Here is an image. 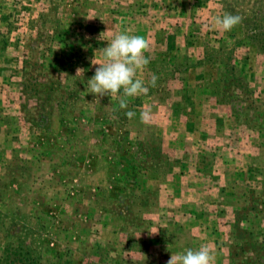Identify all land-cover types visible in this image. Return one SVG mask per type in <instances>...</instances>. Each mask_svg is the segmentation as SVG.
<instances>
[{"label":"rangeland","instance_id":"obj_1","mask_svg":"<svg viewBox=\"0 0 264 264\" xmlns=\"http://www.w3.org/2000/svg\"><path fill=\"white\" fill-rule=\"evenodd\" d=\"M259 5V0H0V253L6 223L12 242L17 235L23 245L33 241L42 264H167L172 254L201 245L211 246L215 264H229L234 213L221 188H237L240 199L244 189L261 187L252 157L264 144V119H255L260 125L253 129L239 123L242 114L236 123L234 115L246 100L234 95L243 96L244 88L237 91L222 81L224 90L213 95L209 83L221 67L201 59L207 50H219L252 95L264 100V53L244 29V13L250 25ZM225 13L240 15L242 22L221 30L213 20ZM120 32L149 40L150 63L138 77L146 84L157 78L146 95L127 98L126 109H120L119 96L87 90L98 67L92 60H102L100 49ZM58 84L69 90L76 84L81 90L71 99L76 104L52 96L49 88ZM57 100L66 105L60 111ZM127 111L136 115L128 119ZM141 112L149 113L147 122ZM58 118L65 120L62 125ZM75 120L82 125L76 129L81 144L74 143L68 126ZM126 129L119 148L101 155L92 147ZM150 137H158L162 154L173 163L164 175L145 162L141 142L152 146ZM66 147L76 150L75 160L60 150ZM126 158L144 166L131 175ZM114 162L131 186L156 192V207L142 214L150 223L133 233L134 243L110 210V189L117 182L107 175ZM111 209L126 212L121 204ZM38 216L50 221L48 230L25 238L24 227L36 229ZM259 257L254 264H264V251Z\"/></svg>","mask_w":264,"mask_h":264},{"label":"trees","instance_id":"obj_2","mask_svg":"<svg viewBox=\"0 0 264 264\" xmlns=\"http://www.w3.org/2000/svg\"><path fill=\"white\" fill-rule=\"evenodd\" d=\"M259 3V7H257L253 11L254 20L248 21L251 22L250 25L246 24V20L249 19V15L247 13H244V29L248 39L254 45L256 51L264 53V6L261 5L263 3V0H259ZM261 27L262 30L259 29ZM218 52L219 50L214 48H212L211 50H207L205 52L204 58L201 59V63H207L209 65L213 63L221 67L216 75L217 80L209 83L212 89V94L216 95L222 93V90H224L221 86L222 81L226 82L228 86H235L237 91L238 89L244 88L242 91L244 92L243 96L241 95V93L236 92V95L234 96H237L238 100L239 98L241 100H246V106L245 108H243V111H241L240 114L237 113L234 115V117L236 123H238L242 114L244 118H242L239 123L245 124L247 128L249 127L253 129L255 128V126L260 125L258 121V123L256 122L257 118L262 117V119H264V100L252 95L253 90L250 88L248 89V85H245L241 81L239 73L235 71V66L231 62V59L220 58L217 55ZM68 87L70 86H66V88H63V86L58 84L56 87H50L49 92L52 94V96L62 97L63 101H65V99H70L68 100L69 102L76 104L71 99H75V96L76 98L79 97V95L81 94V90L77 89L76 84L70 90ZM23 88L26 89L27 86ZM35 93H40V91L36 90ZM227 94H229V91L226 93V96H221L223 102L226 101ZM56 103L58 105V111L62 110V101L57 100ZM114 113L115 111L111 112V114ZM55 116L56 115L52 113L51 119H53ZM103 117L108 118V114L104 113ZM119 119L120 121L125 120V118L121 115H119ZM57 121L62 125L65 120L63 118H58ZM68 126L72 127L71 131L72 135H74L72 140L74 141V143L76 144V141H80L81 144L82 137L80 138L78 136L79 131H76V129L81 128L82 125L75 120L73 122H70ZM119 132L120 133L116 131L113 136L112 134H106L105 141L100 140L97 145H94L92 147L97 146L98 148H100L101 155H104L105 153L103 151H106L109 147L119 148L120 139L124 140V138H126L122 135L128 134L129 129ZM118 136L119 138L117 139ZM150 141L152 143V146L150 147L148 146V140H143V142H141V146L147 147L145 149V155H147L148 159L145 162L150 164L151 169L154 168V172L157 171L156 173L158 175H164L167 172H170L172 170L173 163L170 159H168V157L162 154L158 137H150ZM153 143L155 145H153ZM55 144L56 142L53 144V147L57 148V144ZM69 144H71V142H69ZM71 147H69V150ZM261 148H264V144L259 148L260 152L252 157V162L253 164L255 163L257 167L254 176L261 177V187H248L247 189H244L242 191L243 195L240 199H237V196L239 194L237 192V188H232L230 191L226 190L225 188H221L223 199L231 202L234 213V221L230 223L229 233V237L231 240L228 244L229 264H254V262H258V260L262 259L259 257L262 255V251H264V159H262L264 158V156L261 155ZM60 150L67 153L69 158H71L72 160H75V156L78 155L75 149L68 152V147L61 148ZM115 150L118 151L117 149ZM102 161H105L104 157H101V162ZM125 161L129 165V170L127 171V173H130L131 175H135L137 172H139V170L142 169L141 167L144 166L142 165L143 162L137 164L136 160H133V162L131 163L130 160L126 158ZM112 165L111 175L107 176L109 180L114 178L117 182V185H113L110 189V191L114 192L113 197L109 199L111 205L110 210L112 211V213H114V216L121 218L123 225L120 226V228L127 231L128 239L132 243H134L136 241L133 240V233L136 230H141V228L147 227L150 223L149 221H146L142 218V214L144 212H149L156 207V192H153L150 187H141L137 190V188H134V186H131L130 183L127 182V180H129L128 176H123V174L118 173L117 170L119 168H122L119 167L120 164L118 162H114ZM117 165L119 168L117 167ZM102 168H106V173H108L107 166H103ZM100 183H102V181H100ZM96 189L98 191L102 190V188L99 186H97ZM65 197H68V193H66ZM118 204H121V206H124L126 208L125 214L122 213V210L111 209L113 206H116ZM37 218L40 219V221L34 222L36 225H38L36 229L29 227V225L27 227H24L23 235L25 238H27L28 236H32V233H35V231L36 233H40L42 231L48 230V225L46 223L50 221H48L45 217L38 216ZM241 221L245 224L244 226H240L239 223ZM5 226L6 223H2L1 227L5 232V236L3 241L4 247L0 253V264H42L40 251L38 247L32 245L33 241L23 245L24 239L22 241L20 236L17 235L15 236L17 242H12L10 239L13 240V234H10L9 236L8 233H6L8 230L4 228ZM248 253H250V255H248ZM124 262L125 264H131V260ZM134 264H142V262L134 261Z\"/></svg>","mask_w":264,"mask_h":264},{"label":"clouds","instance_id":"obj_3","mask_svg":"<svg viewBox=\"0 0 264 264\" xmlns=\"http://www.w3.org/2000/svg\"><path fill=\"white\" fill-rule=\"evenodd\" d=\"M214 24L221 30L231 31L242 22L240 15L225 13L217 16ZM150 48L149 40L141 35H133L120 32L110 40L107 47L100 49L102 60H92L93 65H98L95 74L87 81V90L98 97L109 95L113 98L119 96L120 109H126L130 97L146 95L149 85L154 87L156 77L153 76L149 84L138 77V72L143 71L150 63L145 53ZM82 69H77V74ZM122 92V96L120 93ZM128 119H132L136 113L127 111ZM140 118L147 122L148 112H141ZM167 264H215V255L209 245H201L198 249H186L177 254H172Z\"/></svg>","mask_w":264,"mask_h":264}]
</instances>
